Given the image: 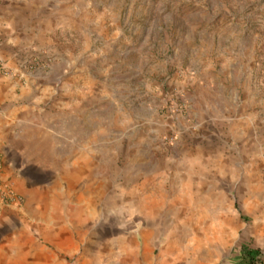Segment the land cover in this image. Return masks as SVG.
<instances>
[{
  "label": "rangeland",
  "instance_id": "rangeland-1",
  "mask_svg": "<svg viewBox=\"0 0 264 264\" xmlns=\"http://www.w3.org/2000/svg\"><path fill=\"white\" fill-rule=\"evenodd\" d=\"M8 3L24 6L16 24H52L0 76L46 87L36 109L57 135L16 158L32 188H0V213L43 240V197L73 240L67 264H264V0Z\"/></svg>",
  "mask_w": 264,
  "mask_h": 264
},
{
  "label": "crops",
  "instance_id": "crops-1",
  "mask_svg": "<svg viewBox=\"0 0 264 264\" xmlns=\"http://www.w3.org/2000/svg\"><path fill=\"white\" fill-rule=\"evenodd\" d=\"M21 5L17 3L10 7L8 0H0V60L8 62L14 68L20 64L18 59L22 58L23 43L29 50H32L34 39L44 37L51 31L52 26V24H16L15 20L21 17L19 14L24 8ZM17 81L16 79L13 82L9 78L0 76V154L4 158L0 171V188L4 189L10 182H15L18 189L29 194L33 178L30 175L22 177L16 175L15 167L20 163L16 158L25 157L30 149L40 151L39 146L32 147L31 143L56 136L57 123L56 120L48 118L43 120L41 113H38L36 109L43 101L41 90L46 87L32 86L33 90L31 89L30 95H27L24 87H21L18 88L19 94L16 92L17 87L14 86ZM26 99L29 102L26 103ZM4 208L0 213V228H3L2 230L6 233L3 235L4 232L2 230L0 232V238L4 241L0 248H9L11 241L19 238L26 250L22 264H34L38 258L40 260L38 264H67L61 261L59 252L62 254V252L71 251L73 240L68 234L71 245L67 249L60 250L51 240L47 239L48 234L55 232L54 227L51 228L54 222V215L51 212L43 214L41 209H37L38 212L34 213L33 217L39 236L43 238V240H38L29 230L16 223L17 218L20 220L21 216ZM2 264L12 263L6 259ZM82 264H90V262L86 260Z\"/></svg>",
  "mask_w": 264,
  "mask_h": 264
},
{
  "label": "bare ground",
  "instance_id": "bare-ground-1",
  "mask_svg": "<svg viewBox=\"0 0 264 264\" xmlns=\"http://www.w3.org/2000/svg\"><path fill=\"white\" fill-rule=\"evenodd\" d=\"M87 164L88 163L85 160V158L84 159L79 158L73 163L68 164V169L65 175L63 176V180L67 183L69 189L74 188L77 185L80 178L82 177V175L86 173ZM87 197L90 198L91 195H88ZM35 198L36 200L38 199L40 200L38 203L41 206L42 210H47L49 208V206L46 205V201L44 200L43 197L42 198L40 197L41 198L40 199L38 196H35ZM77 199L78 201L76 202L72 201L69 206V214L71 215V217L75 219L81 218L85 214L84 208L81 204V198H77ZM50 204L52 207V211L56 214L59 209L58 200L54 198ZM31 213L33 215L35 212L32 211ZM53 227L55 229V232L48 234L47 239L51 240L59 248L65 247L68 244L69 233H67L65 228H63L60 224H55ZM235 228L237 230L241 229V225H239V223H236ZM20 240L21 239L19 238L12 240L10 244L11 246L9 248L7 247L0 248V264H2L4 260L7 259V257H9V260L11 261L12 264L23 263L26 256V250H25V246L20 242ZM39 261L40 260L38 258V260L34 264H38Z\"/></svg>",
  "mask_w": 264,
  "mask_h": 264
},
{
  "label": "built area",
  "instance_id": "built-area-1",
  "mask_svg": "<svg viewBox=\"0 0 264 264\" xmlns=\"http://www.w3.org/2000/svg\"><path fill=\"white\" fill-rule=\"evenodd\" d=\"M6 71H7V67H6V65H5L3 62L0 61V73L6 72ZM12 195H13V194L8 193V194L6 195V197H7V198H12V197H13Z\"/></svg>",
  "mask_w": 264,
  "mask_h": 264
},
{
  "label": "trees",
  "instance_id": "trees-1",
  "mask_svg": "<svg viewBox=\"0 0 264 264\" xmlns=\"http://www.w3.org/2000/svg\"><path fill=\"white\" fill-rule=\"evenodd\" d=\"M247 255H248V259H247L248 262H247V263H249V264H254V262H255L257 256L254 255L253 252L247 253Z\"/></svg>",
  "mask_w": 264,
  "mask_h": 264
}]
</instances>
